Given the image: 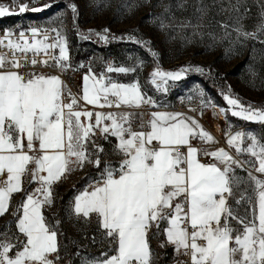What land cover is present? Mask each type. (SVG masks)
I'll return each mask as SVG.
<instances>
[{
  "label": "snow or ice",
  "instance_id": "1",
  "mask_svg": "<svg viewBox=\"0 0 264 264\" xmlns=\"http://www.w3.org/2000/svg\"><path fill=\"white\" fill-rule=\"evenodd\" d=\"M66 7L79 34L78 6L73 2ZM28 10L21 0H10L0 4V18ZM242 20L233 29L236 43L256 38L244 29ZM54 24L31 26L16 34L6 29L0 35V217L11 214L18 230V235L13 234L15 243L7 231L0 233V264H58L61 221L53 224L43 210L54 204L56 184L88 165L99 170L102 162L100 178L74 197L70 213L85 223L95 217L114 254L103 252L86 264H153L150 234L161 233L166 238L161 247L171 245L176 254L188 258L177 264H264V137L245 131L226 133V144L235 156L223 147L198 148L194 140L216 141L197 119L180 112L153 111L145 120L141 112L120 111L154 107L156 101L139 83L114 82L90 67L82 76L81 94H74L60 75L38 71L78 70L72 65L63 17ZM159 27L169 25L160 21ZM257 31L264 35V12ZM93 35L104 43L127 39L151 47L135 33L116 36L108 28L89 30L82 38ZM225 36L230 33L225 31ZM151 55L155 58L157 53ZM193 70L204 72L199 66L176 71L156 67L151 83L167 91L169 81H179ZM135 71L136 67L111 64L106 69L107 73ZM223 100L227 108L220 109L222 114L230 112L232 117L264 125V107L245 106L230 92ZM106 108L116 111L106 112ZM110 137L116 140L115 166L104 161L106 149L98 142ZM240 154L250 158L242 161L237 158ZM201 155L212 159L203 163ZM239 168L247 169L246 179L234 174ZM25 178L39 186L28 192ZM241 185L247 187L235 203L250 205V215L247 210L239 215L229 204ZM17 193L25 198L13 209L11 199ZM233 221L240 227L234 228Z\"/></svg>",
  "mask_w": 264,
  "mask_h": 264
},
{
  "label": "rangeland",
  "instance_id": "2",
  "mask_svg": "<svg viewBox=\"0 0 264 264\" xmlns=\"http://www.w3.org/2000/svg\"><path fill=\"white\" fill-rule=\"evenodd\" d=\"M73 2L79 10L76 22L79 34L73 29L72 13L66 7ZM9 3L10 0H0V4ZM21 3L28 4L29 10L0 18V29L14 31L31 26H57L54 21L63 17L73 67L78 68L83 64L84 67L79 68L82 76L90 67L95 74L106 75L114 82L139 83L147 96L156 101L153 107L155 111L175 113L181 98L190 103L200 100L207 109L213 105L226 109L223 95L229 92L239 97L245 106L264 107V35L257 31L261 13L264 12V0H21ZM45 4L53 6L41 12L31 11V8ZM233 5L236 6L235 10ZM14 11L18 12V7ZM240 17H243L240 23L244 29L255 33V39L236 43L237 34L233 29L239 26L237 21ZM160 21L169 27L161 29ZM223 24H228V29H224ZM105 28L116 36L135 33L151 47L127 39L104 43L95 35L88 40L82 38L89 30ZM225 31L230 36L226 37ZM152 51L157 53L155 58L151 55ZM109 64L113 67H136L137 71L107 73ZM197 66L203 68L204 72L189 71L181 80L169 81L165 86L167 91L157 90L151 83V73L156 67L176 71L181 67L194 69ZM81 89L82 79L78 85L79 94ZM123 109L134 110L122 108L120 111ZM226 128L231 132L245 131L257 138L264 137V125L232 117L230 112L226 113ZM112 139L115 144V138ZM247 159L249 157L242 161ZM104 161H111L115 166L118 157L111 150ZM102 170L103 162L99 170L92 165L86 166L71 188L82 189L88 181L100 177ZM234 174L246 179L247 169H234ZM245 187L247 185L238 187L235 196L229 199V204L241 216L245 215L246 210L251 214L250 205L235 203ZM66 190L57 186L54 207L46 211V219L53 224L57 219L61 221L59 226L63 232L59 237L61 248L58 264H86L92 258H99L101 253L109 252V243L95 217L88 223L83 219L77 221L67 203L60 215V197ZM248 195L253 193L249 191ZM232 225L234 228L240 227L235 221ZM165 242L162 233L158 236L150 234L153 264H177V261L184 260V256L176 254L171 245L161 247ZM111 254L114 253L109 252Z\"/></svg>",
  "mask_w": 264,
  "mask_h": 264
},
{
  "label": "built area",
  "instance_id": "3",
  "mask_svg": "<svg viewBox=\"0 0 264 264\" xmlns=\"http://www.w3.org/2000/svg\"><path fill=\"white\" fill-rule=\"evenodd\" d=\"M41 28L47 27V26H40ZM28 28H23L20 30H24ZM5 29H0V35L3 34ZM20 30H14L13 33L16 34ZM56 54L58 55V50H56ZM78 70H69L66 73H59L57 70L53 69H47V68H41L38 69V71H43L48 74H56L60 75L61 79L63 80L64 84L67 85L69 89L74 94H79L78 92V85L82 79V73L79 68L73 67ZM82 103V102H81ZM92 106H89L91 108ZM114 109H104V111H110ZM156 109L153 108V106L145 105L142 108L134 109L133 111L141 112L144 114L145 120H147L151 114V112L155 111ZM209 110V111H208ZM177 112L184 113L187 116H192L193 118L197 119V121L200 123V125L204 128V130L208 131L215 139V143L213 144H207L202 143L199 140H194L193 145L197 146L198 148H204L208 151L216 150L217 148L223 147L225 150L230 151V154L236 155L234 150L228 149V146L226 144V133H233L235 131H227L226 128V119H221L218 112H215V110L210 106V108L207 109V107L202 103L200 100H193L191 103L188 102L185 98H181L177 109ZM209 112V113H207ZM135 127V125H134ZM99 143H103L104 140L98 141ZM245 157H249L247 154H240L237 158L240 160H243ZM203 163H209L211 161V157L203 156L201 155L199 157ZM259 177V174H257ZM100 177L96 178L95 180H98ZM94 181V180H93ZM188 258L184 256V260L186 261Z\"/></svg>",
  "mask_w": 264,
  "mask_h": 264
},
{
  "label": "crops",
  "instance_id": "4",
  "mask_svg": "<svg viewBox=\"0 0 264 264\" xmlns=\"http://www.w3.org/2000/svg\"><path fill=\"white\" fill-rule=\"evenodd\" d=\"M121 111H127V110H121ZM166 112V111H165ZM110 140L108 141H105V143L103 144L104 148L106 149V153L104 154V157H106L108 155V152L111 151L113 149V139L110 137L109 138ZM250 158V157H249ZM212 159V158H211ZM85 169V168H84ZM80 170V169H77L76 171L72 172L70 175H68V177L64 180H62V182L56 184L54 186V189H53V192H54V204L56 202V199H57V194H56V191H57V186H59L60 188H64V189H69L72 187L73 183L76 182V179L81 175L82 171L84 170ZM91 181H88L87 182V185H85L82 189L78 190L77 192H75L72 196H70L68 198V200L66 201L67 205H68V208H69V211H70V206L73 202V199L76 195H78L81 191H83L85 188L88 187L89 183ZM24 188L28 191V192H32L36 187H38L39 185L36 184V183H32V184H29L28 183V178H25L24 179ZM24 193H17V194H14L12 199H11V207L13 209H15L17 207V205L19 203L22 202V200L24 199ZM54 204L52 205L54 207ZM46 207L44 211H49V209L53 208V207ZM4 221V223H2ZM2 223V224H1ZM6 225V227H5ZM5 231H7L8 235L9 236H13V234H17L18 235V230L16 229L15 227V223H14V220H13V216L11 214H5L3 217H0V233H4ZM21 239H23V237L21 236L20 237ZM15 238L13 236V243H15Z\"/></svg>",
  "mask_w": 264,
  "mask_h": 264
},
{
  "label": "trees",
  "instance_id": "5",
  "mask_svg": "<svg viewBox=\"0 0 264 264\" xmlns=\"http://www.w3.org/2000/svg\"><path fill=\"white\" fill-rule=\"evenodd\" d=\"M78 190H79V189H78L77 187L69 188V189L66 190L65 194L62 195V196L60 197L59 205H60V208H62V209H59V210H60V211H59L60 215L62 214V211H63V208H64V204H66V201L68 200V198H69L70 196H72L75 192H77ZM43 214H44L45 217L47 218L46 211H44ZM59 231H60V232H63L61 226H59ZM72 251H73V250H72Z\"/></svg>",
  "mask_w": 264,
  "mask_h": 264
},
{
  "label": "bare ground",
  "instance_id": "6",
  "mask_svg": "<svg viewBox=\"0 0 264 264\" xmlns=\"http://www.w3.org/2000/svg\"><path fill=\"white\" fill-rule=\"evenodd\" d=\"M64 26V25H63ZM214 110H215V112H218L219 113V116H220V118L221 119H226V113L225 114H222L221 112H220V109L221 108H224V107H222V106H218V105H213V106H211Z\"/></svg>",
  "mask_w": 264,
  "mask_h": 264
},
{
  "label": "water",
  "instance_id": "7",
  "mask_svg": "<svg viewBox=\"0 0 264 264\" xmlns=\"http://www.w3.org/2000/svg\"><path fill=\"white\" fill-rule=\"evenodd\" d=\"M93 168H96V167L93 166Z\"/></svg>",
  "mask_w": 264,
  "mask_h": 264
}]
</instances>
